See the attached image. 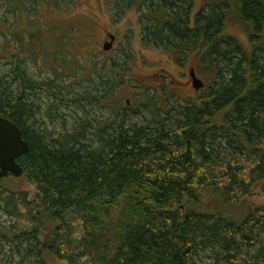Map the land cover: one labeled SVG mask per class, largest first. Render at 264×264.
I'll return each instance as SVG.
<instances>
[{
    "label": "trees",
    "instance_id": "16d2710c",
    "mask_svg": "<svg viewBox=\"0 0 264 264\" xmlns=\"http://www.w3.org/2000/svg\"><path fill=\"white\" fill-rule=\"evenodd\" d=\"M126 2L134 14L155 20L144 30L149 45L171 60L194 57L189 70L204 69L208 93L178 110L160 108L166 115L152 129L129 124L125 98L112 125L99 121L93 147L83 127L59 138L30 127L24 91L40 83L18 67L10 83L0 77V116L28 144L17 162L37 191L28 202L0 178L3 210L18 222L3 238L12 251L25 243L29 264H46L43 236L67 264L81 258L83 264H189L200 253L203 264H264V205L246 207L243 200L264 179V0ZM8 6L20 15V4ZM184 14L187 24L179 28L171 18ZM165 18L175 29L165 27ZM0 32L21 49L37 29ZM16 79L20 94L12 88ZM110 86L112 95L116 84ZM171 110L180 118L167 123Z\"/></svg>",
    "mask_w": 264,
    "mask_h": 264
},
{
    "label": "rangeland",
    "instance_id": "374dc122",
    "mask_svg": "<svg viewBox=\"0 0 264 264\" xmlns=\"http://www.w3.org/2000/svg\"><path fill=\"white\" fill-rule=\"evenodd\" d=\"M126 1L0 0V30L6 33L14 30L21 34L25 28L32 30L33 26L37 29L29 42L22 39L21 49L16 47L11 37L8 39L0 32V77L10 83L14 76L12 71L18 67L29 79L41 85L32 92L24 91V101L31 106L30 127L43 130L45 134L50 132L53 138L83 127L91 140L87 142L95 147L98 143L94 132L99 121L112 125L116 119L114 108L122 105L125 98L130 99L131 111H124L130 116L129 124L137 123L139 127L152 129L157 126L156 119L166 115L160 108L169 111L175 107L178 110L190 98L201 99L208 93L209 81L203 68L196 71L197 77L205 83L203 88L196 92L186 84L187 78L191 81L189 67L194 63V57L190 55L183 62H178L177 67L168 61L167 52L153 48L146 38L144 30L152 28L153 22L130 18L137 12L134 14L132 5ZM16 3L20 4L19 16L8 6ZM103 28L117 35L115 45L119 50L103 53ZM234 32L246 43L245 35L239 29H234ZM34 47L38 49V55L21 53ZM123 54L128 56V67ZM159 67L166 70L160 71L165 85L163 89L158 87L161 80L155 77ZM112 83L116 87L111 95ZM12 86L16 94L22 92L17 79L12 81ZM137 92L141 94L137 95ZM155 111L160 112L159 115ZM167 116L168 123L176 114L171 110ZM46 140L50 142V139ZM20 177L7 176L3 183L31 202L37 194L35 186ZM243 200L246 207L264 205V179L253 184ZM3 208L0 201V264H20L26 244H22L20 250L12 251L10 241L3 238H9L18 229L17 219L7 216ZM261 238L264 240V231ZM49 241L44 236L41 239L46 264H67L51 253ZM261 245L258 243L256 248ZM203 258V253H200L189 264H203ZM83 260L81 258L75 264H83ZM209 262L212 260L204 263ZM22 264H29V260H23Z\"/></svg>",
    "mask_w": 264,
    "mask_h": 264
},
{
    "label": "water",
    "instance_id": "95a60500",
    "mask_svg": "<svg viewBox=\"0 0 264 264\" xmlns=\"http://www.w3.org/2000/svg\"><path fill=\"white\" fill-rule=\"evenodd\" d=\"M109 48L110 44L104 45V50ZM189 76L195 91L204 87L203 81L196 77L193 69L189 70ZM28 150V144L22 138L18 126L9 119L0 116V178L10 175L16 178L22 176L23 169L18 164L17 159L26 154Z\"/></svg>",
    "mask_w": 264,
    "mask_h": 264
},
{
    "label": "flooded vegetation",
    "instance_id": "af4514ba",
    "mask_svg": "<svg viewBox=\"0 0 264 264\" xmlns=\"http://www.w3.org/2000/svg\"><path fill=\"white\" fill-rule=\"evenodd\" d=\"M125 18H128V17H125ZM130 18H139L138 20H144V21H152L153 22V24H154V22H155V20L153 19V18H151L150 16H139V15H135V16H132V17H130ZM166 19V18H165ZM172 20H178L177 22H178V24H179V28H181V27H184L185 28V24H187V16L184 14V15H181L179 18H171ZM138 20H137V22H138ZM168 21H171V20H168V19H166V23H165V21L163 22V23H165L164 25H165V27H167V28H171V29H175V26L173 25V23H171L170 25L168 24V23H170V22H168ZM168 22V23H167ZM138 24V23H137ZM167 25V26H166ZM182 25V26H181ZM138 27H139V24H138ZM141 30V29H140ZM139 30V31H140ZM181 32V31H180ZM101 34H102V39H101V49H102V51H103V53H106V54H111V53H113V52H115L116 50H119V48H117L116 47V45H115V43H116V40H117V35H115L113 32H111V31H109L108 29H106V28H103L102 30H101ZM108 44H110V48L108 49V50H104V45H108ZM169 60L168 61H171L173 64H175L176 65V67H177V64L179 65V60L178 59H176V60H174V59H170V58H168ZM160 69H163V70H165L163 67H160ZM186 73V72H185ZM195 75H196V73H195ZM185 76H186V74H185ZM158 80L159 79H161V77H160V74L159 73H157V75L155 76ZM196 77H197V75H196ZM161 81H158V83H160ZM187 85H191V81L189 80V78H187V83H186ZM192 86V85H191ZM158 87L160 88L161 87V83L158 85ZM137 93H139V95L141 94V92H137ZM125 103L127 104V107L128 106H130L129 105V103H130V99L129 98H127L126 100H125ZM131 108V107H130Z\"/></svg>",
    "mask_w": 264,
    "mask_h": 264
}]
</instances>
